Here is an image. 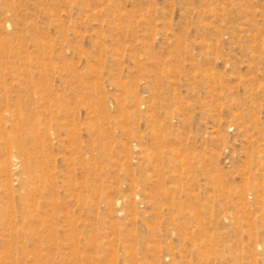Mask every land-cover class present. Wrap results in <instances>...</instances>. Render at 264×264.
Instances as JSON below:
<instances>
[{"label": "rangeland", "instance_id": "374dc122", "mask_svg": "<svg viewBox=\"0 0 264 264\" xmlns=\"http://www.w3.org/2000/svg\"><path fill=\"white\" fill-rule=\"evenodd\" d=\"M0 264H264V0H0Z\"/></svg>", "mask_w": 264, "mask_h": 264}]
</instances>
